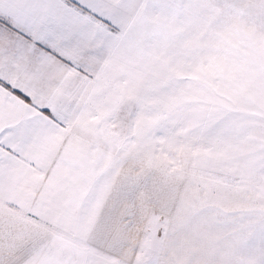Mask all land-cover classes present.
Returning a JSON list of instances; mask_svg holds the SVG:
<instances>
[{
  "label": "snow or ice",
  "instance_id": "1",
  "mask_svg": "<svg viewBox=\"0 0 264 264\" xmlns=\"http://www.w3.org/2000/svg\"><path fill=\"white\" fill-rule=\"evenodd\" d=\"M0 264H264V0H0Z\"/></svg>",
  "mask_w": 264,
  "mask_h": 264
}]
</instances>
